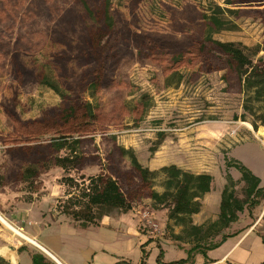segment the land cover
<instances>
[{
	"label": "rangeland",
	"instance_id": "1",
	"mask_svg": "<svg viewBox=\"0 0 264 264\" xmlns=\"http://www.w3.org/2000/svg\"><path fill=\"white\" fill-rule=\"evenodd\" d=\"M110 1L115 26L119 29L115 33L118 37L106 42L114 47L115 60L105 70L103 86L97 93L99 111L95 125L91 127L94 131L79 133L82 137V164L68 172L52 163H47L43 168L38 167V175L31 180L32 183L18 180L12 184L20 189L23 198L27 200L49 195L56 204L57 200L66 198L68 188L61 182L63 176L79 180L80 175L89 176L97 174L101 169L105 170L117 146L132 149L137 160L151 170L174 164L193 173L212 174L215 191L220 187L218 185L222 183L226 170L224 157L237 159L249 169L257 171L264 180V154L260 151L262 146L264 148L260 143L264 134L259 133L258 129L253 135L257 137L249 135L243 139L250 127L246 124L248 122L233 119L234 114L242 112V94L231 71L222 64L213 70H207V66L199 59L193 61L192 65L186 63L178 67L182 75L178 87L164 86V76L171 69L168 59L179 51L180 43H196L201 38L204 23L200 20L199 12L209 3L240 9L238 16H227L236 27L215 33V39L241 43L250 48L258 45V49H262L264 1L232 0L231 4H227L226 0ZM89 2L96 13H100L102 1ZM52 12L54 20L67 23L63 33L70 44L65 41L62 44L47 41L35 51L39 34L31 36V32L45 31L51 26H26L24 22L22 26H18V22L12 26H0L1 183H5L6 179L12 180L9 179L10 172L18 168L7 153V146L11 145L8 142L17 139L27 144L36 140L45 145L47 141L60 135L52 131L40 136L19 137L15 133V129L22 126H26L27 131L39 132L40 127L36 122L40 121L45 111L58 106L61 97L46 86L25 82V77L24 81L11 77L9 73L13 64L24 65L30 71L45 68L60 81L59 75L71 81L72 72L80 73L86 68V65L76 62L75 51L81 42L80 36L89 29L90 19L76 0L65 1V4L61 0H55ZM156 39L169 41L171 47L167 50L166 46L150 49L149 44ZM54 53L69 57L66 60V74L69 76H64L65 71L48 64ZM257 56L264 57V51L260 50ZM142 93H147L152 99L151 105L143 113L136 104ZM83 98L95 103V99L90 98L87 93L83 94ZM78 125L79 122L74 128ZM65 152L66 150L61 154ZM115 160H118L121 172H126L134 184V172L129 162L119 158L117 154L113 157V161ZM228 169L233 175L239 173L235 168ZM161 178L158 176L154 182V188L158 191L162 190ZM239 182L236 181L235 189L236 195L241 198L243 183L239 185ZM147 198L141 197L142 200ZM170 224L173 230H179L172 222ZM180 231L177 233L181 234ZM167 236L170 238V233L167 232ZM182 236L184 238L178 240L179 246L182 243L185 248H189L186 235ZM163 248L162 245H156L150 250L148 264H157L159 254L161 260L172 261L179 258V250L165 253ZM135 256L134 253L130 255L132 258Z\"/></svg>",
	"mask_w": 264,
	"mask_h": 264
},
{
	"label": "trees",
	"instance_id": "2",
	"mask_svg": "<svg viewBox=\"0 0 264 264\" xmlns=\"http://www.w3.org/2000/svg\"><path fill=\"white\" fill-rule=\"evenodd\" d=\"M64 4L65 1L61 0ZM84 14L90 19L89 29L80 36L81 42L76 47V62L86 65L80 73L72 72L71 81L53 77L45 68L30 71L24 65L12 66L9 73L11 77L19 81L32 82L52 89L61 97L60 104L49 111H45L40 121H37L39 132L27 131L26 126L17 127L15 133L22 136H40L48 132L60 133L43 145L41 142L30 141L27 144L12 140L7 146V153L11 162L18 166L10 172L9 179L30 184L38 175V167H46L47 163L60 167L65 172L80 167L82 154L80 150L81 135L89 133L95 125L99 111L97 93L103 86V74L109 63L115 60L116 51L108 39L115 40L117 26L111 12L110 0H100L102 10L96 13L89 0H76ZM250 0H246L249 2ZM264 1V0H259ZM55 0H0V26H12L18 22L22 26H51L45 31H32L31 36L38 33L39 43L34 49H40L44 43L56 42L70 44L66 40L63 31L67 23L63 20H54L52 8ZM227 4L233 3L226 0ZM240 9L221 7L215 3H209L200 13V20L204 23L202 36L196 43L183 41L179 51L168 59L170 71L164 76L166 88L179 86L182 75L179 72L181 64L192 65L193 61L201 59L207 66V70H213L218 65H224L236 78L239 92L242 94V112L233 115V119L248 122L254 131L264 127V57L257 56L260 50L242 45L233 41H221L213 35L222 30H232L236 27L227 16H238ZM64 24H63V23ZM32 39V37H31ZM174 43H171V45ZM150 49L156 50L158 46L171 47L169 41L156 39L150 43ZM169 45V46H168ZM191 56H193L191 58ZM66 56L54 53L48 64L66 74ZM57 65V66H56ZM46 67V66H44ZM60 73V72H59ZM71 93V94H68ZM87 93L95 99L92 104L83 98ZM152 99L147 93H142L137 101L140 111L145 112L151 105ZM79 122L77 128H74ZM75 134L77 136L71 135ZM116 152H112L108 166L97 174L80 175L79 180L71 176H63L62 184L67 186L66 198L57 200L56 210L64 214L81 227L95 226L103 216L113 211L126 212L131 208L132 202L146 196L153 201L156 208L167 210L169 223L166 229L174 240L187 237L190 247L186 250L187 257L178 261L163 262L160 254L157 256V264H186L193 257V253L200 252L205 256V251L219 246L228 235L222 234L220 240L213 242V238L219 235L238 218V213L244 208L250 212L260 199H264V186H260V179L252 171L234 158L224 157L226 169L235 168L240 173V182L243 183V197L236 195V181L226 172L225 184L221 192L219 213L216 220L207 224L194 225L191 215L198 213L201 207L200 199L211 189L213 177L209 173H193L183 170L174 164L164 165L151 170L143 166L130 148L117 146ZM66 150L64 154L62 151ZM152 151V150H151ZM118 155L129 162L134 172L135 181L126 172L122 173L118 160L113 157ZM161 176V191L154 188L155 179ZM133 179V177H132ZM0 177V186H1ZM25 200V198H23ZM32 198L25 201H30ZM170 221L181 227V234L175 233ZM264 243V238H262ZM33 264H47L44 258L38 254L31 255ZM145 252L142 251L140 264L144 263ZM119 264H127L119 262ZM188 264H192L189 262Z\"/></svg>",
	"mask_w": 264,
	"mask_h": 264
},
{
	"label": "crops",
	"instance_id": "3",
	"mask_svg": "<svg viewBox=\"0 0 264 264\" xmlns=\"http://www.w3.org/2000/svg\"><path fill=\"white\" fill-rule=\"evenodd\" d=\"M261 130L264 131V127H259L258 132ZM254 133L250 125L243 139L249 135L257 137ZM263 149L262 146L260 151L264 154ZM251 171L259 177L260 186H264L257 171ZM226 172L233 180H240V173L233 175L226 169L222 183L215 191L212 176L211 189L200 199L199 212L191 215L194 225L217 219ZM14 181L6 179L0 186V264H33L32 254L42 256L47 264H140L142 251L145 252L143 264H148V253L156 245H162L165 253L179 250V258L172 261L187 257L188 248L182 243L179 246V241L167 236V210L156 208L150 198L132 202L126 212L113 211L103 216L98 225L81 227L60 214L49 195L25 201L20 189L12 185ZM222 234L228 236L219 246L206 250L205 256L200 252L193 253L186 264H264V199L250 212L244 208L238 213L237 220L215 236L213 242L220 240ZM132 253L136 254L133 258L130 257Z\"/></svg>",
	"mask_w": 264,
	"mask_h": 264
},
{
	"label": "bare ground",
	"instance_id": "4",
	"mask_svg": "<svg viewBox=\"0 0 264 264\" xmlns=\"http://www.w3.org/2000/svg\"><path fill=\"white\" fill-rule=\"evenodd\" d=\"M247 124V126H249L250 127V124L249 123H246ZM262 132V134H264V131H261ZM14 231L17 233V234H19L20 236H22V237H25L20 231H18L17 229H14ZM26 238V237H25Z\"/></svg>",
	"mask_w": 264,
	"mask_h": 264
},
{
	"label": "built area",
	"instance_id": "5",
	"mask_svg": "<svg viewBox=\"0 0 264 264\" xmlns=\"http://www.w3.org/2000/svg\"><path fill=\"white\" fill-rule=\"evenodd\" d=\"M261 142L264 145V137L261 136ZM155 228V227H154Z\"/></svg>",
	"mask_w": 264,
	"mask_h": 264
}]
</instances>
